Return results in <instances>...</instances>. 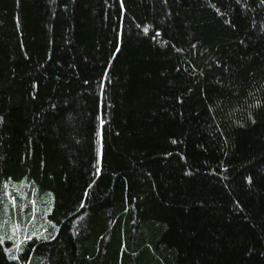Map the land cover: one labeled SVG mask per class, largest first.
<instances>
[{"label": "trees", "instance_id": "16d2710c", "mask_svg": "<svg viewBox=\"0 0 264 264\" xmlns=\"http://www.w3.org/2000/svg\"><path fill=\"white\" fill-rule=\"evenodd\" d=\"M0 264H264V0H0Z\"/></svg>", "mask_w": 264, "mask_h": 264}, {"label": "snow or ice", "instance_id": "6c2138e0", "mask_svg": "<svg viewBox=\"0 0 264 264\" xmlns=\"http://www.w3.org/2000/svg\"><path fill=\"white\" fill-rule=\"evenodd\" d=\"M145 31H147V29H145ZM13 204H15V201L12 202ZM18 230L16 229V227H13V232H17ZM31 237H28L26 239H30ZM8 239H12V237H8ZM44 239H47V237H44ZM15 251L19 252L22 251V248L19 247V245L16 246ZM12 250H6V255H9L11 259L13 260H17L19 259V257H17L16 255H12Z\"/></svg>", "mask_w": 264, "mask_h": 264}]
</instances>
